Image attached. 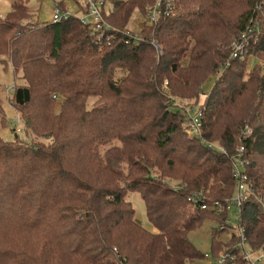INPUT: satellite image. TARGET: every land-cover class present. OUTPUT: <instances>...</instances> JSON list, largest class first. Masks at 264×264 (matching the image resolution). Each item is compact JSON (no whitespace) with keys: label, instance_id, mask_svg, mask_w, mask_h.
<instances>
[{"label":"trees","instance_id":"1","mask_svg":"<svg viewBox=\"0 0 264 264\" xmlns=\"http://www.w3.org/2000/svg\"><path fill=\"white\" fill-rule=\"evenodd\" d=\"M174 1L173 15L143 24L139 40L125 34L126 26L154 0H110L108 11L103 2L115 29L108 41L74 16L39 25L28 0H14L0 18V65L18 82L9 102L31 138L0 139V264L201 259L187 235L206 216L225 224L227 213L211 205L223 206L234 194L230 158L238 146L253 189L238 224L248 250L264 252V0ZM242 35L243 61L231 57ZM211 77L201 138H190L180 108L196 105ZM245 128L250 136L243 137ZM131 144L163 153L174 184L150 170L148 155L129 152ZM129 194L142 200L150 231L135 220ZM216 236L212 252L223 249L226 264H244L235 236L226 244Z\"/></svg>","mask_w":264,"mask_h":264},{"label":"rangeland","instance_id":"2","mask_svg":"<svg viewBox=\"0 0 264 264\" xmlns=\"http://www.w3.org/2000/svg\"><path fill=\"white\" fill-rule=\"evenodd\" d=\"M14 0H0V18H4L7 13L10 11L11 6ZM105 3L106 11L110 9V0H100ZM62 3L64 8V13L69 16H74L77 19L82 17L83 12L86 10L84 0H28L27 7L30 10V13L33 16V20L37 22L39 25L50 23L52 20V13L54 10L55 4ZM152 3V2H151ZM151 3L145 6L144 10L139 13L138 11H134L132 14L128 24L127 30L134 33V35H138L141 30V27L145 23L144 12L146 9L151 6ZM153 4V3H152ZM31 16V17H32ZM31 21L32 18L30 19ZM148 26V25H147ZM260 63L262 64V60L260 58ZM258 63V64H260ZM120 73L116 74V77H119ZM214 77L209 78L202 87V93L199 95L196 105L191 108H188V112L191 115H194L204 104L205 98L210 92L213 84ZM225 81L220 82V86L224 85ZM18 82L15 81L14 74L9 66L5 67L0 65V101L2 102V109L4 111V121L2 124L0 123V139L4 142H13L15 141V135L21 141L31 142V138L29 135L25 134L23 131H17L16 125L11 126V121L16 119L17 113L14 108L11 106L9 99L12 98L13 95V86L17 85ZM163 85L166 88L167 80H163ZM177 102L181 104H188L192 100L190 99H176ZM191 104V103H190ZM184 107V106H182ZM190 107V106H189ZM193 110V112H192ZM15 131V132H13ZM17 131V132H16ZM116 144V143H115ZM118 144V143H117ZM117 146H120L119 144ZM137 151L141 155H148L151 161V171L159 178L163 177L164 180L170 181V183L174 184V177H172L169 173L170 167L167 165V162L161 156L163 153H159L151 147H143L142 145H130L129 152ZM172 180V181H171ZM127 200L131 203L134 212H135V220L142 225L145 229H151L145 213V207L137 194H129L127 196ZM193 212V209H190ZM208 212V210H206ZM228 220H230L231 226H237L238 219L235 215V209L230 208L227 213ZM224 224L217 220V216L209 217L206 216L202 218L199 225L188 233L187 238L189 242L193 245L195 250L203 256L201 259L192 260L189 264H216L218 261V256L221 253H224L225 250L221 249L215 255L212 252L211 245L214 235L216 234V240L223 243H229V235L230 233L223 229Z\"/></svg>","mask_w":264,"mask_h":264},{"label":"built area","instance_id":"3","mask_svg":"<svg viewBox=\"0 0 264 264\" xmlns=\"http://www.w3.org/2000/svg\"><path fill=\"white\" fill-rule=\"evenodd\" d=\"M86 10L83 12L82 17L78 20L81 26L87 28L91 31V34L99 40H109V37L112 35L115 30L111 27L104 19V14L102 13V9L104 4L100 0H84ZM175 9V1L174 0H154L153 4L146 9L145 12V23L146 24H154L159 21V19L163 17H169L173 15ZM69 15L66 13L62 14L58 5L55 4L54 10L52 13V23H56L62 19L67 18ZM125 34L131 38L132 40H139L140 38L134 33L126 30ZM156 48V44H153ZM247 46V41L245 37L242 35L240 40H237L232 43V58L239 57L241 61H243L245 48ZM261 68L264 66L260 64ZM181 114L184 117V132L190 138H201V118L202 111L199 109L194 115H191L188 112V107L180 108ZM193 112V110H192ZM16 125L17 131H22V123L18 116L16 119L11 121V126ZM16 131V132H17ZM251 135V130L249 128H245L243 133V137H247ZM206 147L214 152L218 153L222 156H228L226 150L223 147L218 146L217 144L205 142ZM245 150L243 146H238L236 152L231 156V178L234 186V194L232 198L225 201V203L220 205L215 202L211 205V208L216 211L217 214H222L224 211L228 213L230 208L235 209V215L237 219L240 215L241 208L246 204V202L253 196V189L251 182L248 178L247 168L249 166V161L244 156ZM170 182V181H167ZM193 207L197 205V197H193L190 200ZM260 205V213L264 217V202L262 200H258ZM205 204H201V210H205ZM223 229L227 230L231 235L235 236V245L234 248L237 251L239 258L244 262V264H264V252L252 253L248 250L245 242L243 228L237 223V226L233 227L230 224V220L228 217L225 219V224ZM218 261L216 264H226L227 255L224 253L219 254L217 257Z\"/></svg>","mask_w":264,"mask_h":264},{"label":"water","instance_id":"4","mask_svg":"<svg viewBox=\"0 0 264 264\" xmlns=\"http://www.w3.org/2000/svg\"><path fill=\"white\" fill-rule=\"evenodd\" d=\"M15 138H16V136H15Z\"/></svg>","mask_w":264,"mask_h":264}]
</instances>
